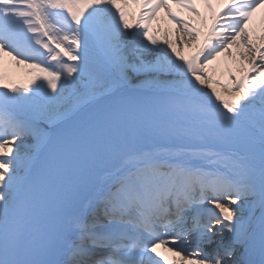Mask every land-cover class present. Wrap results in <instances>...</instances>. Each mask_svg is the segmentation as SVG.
<instances>
[{
  "label": "snow or ice",
  "instance_id": "obj_1",
  "mask_svg": "<svg viewBox=\"0 0 264 264\" xmlns=\"http://www.w3.org/2000/svg\"><path fill=\"white\" fill-rule=\"evenodd\" d=\"M0 264H264V0H0Z\"/></svg>",
  "mask_w": 264,
  "mask_h": 264
}]
</instances>
